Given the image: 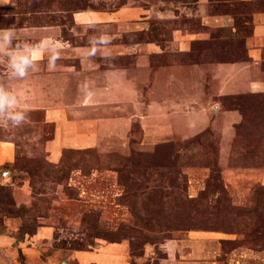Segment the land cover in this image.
Returning a JSON list of instances; mask_svg holds the SVG:
<instances>
[{
    "label": "rangeland",
    "instance_id": "1",
    "mask_svg": "<svg viewBox=\"0 0 264 264\" xmlns=\"http://www.w3.org/2000/svg\"><path fill=\"white\" fill-rule=\"evenodd\" d=\"M0 29V264H264V0H0Z\"/></svg>",
    "mask_w": 264,
    "mask_h": 264
},
{
    "label": "clouds",
    "instance_id": "2",
    "mask_svg": "<svg viewBox=\"0 0 264 264\" xmlns=\"http://www.w3.org/2000/svg\"><path fill=\"white\" fill-rule=\"evenodd\" d=\"M89 27H94V23L90 22ZM15 34L12 29H0V45L5 41L10 44ZM90 43L93 46L88 49L87 54L94 56L99 45H110L111 37L105 33L90 41ZM9 56L8 66L11 69L12 75L17 79L25 78L28 75L27 69L29 66L36 63L32 58L31 52L15 51L10 53ZM51 64L52 62L50 61V70H54ZM18 103L19 101L13 92L4 87H0V116H6L8 120L15 124L24 121L26 119V113L18 108Z\"/></svg>",
    "mask_w": 264,
    "mask_h": 264
},
{
    "label": "crops",
    "instance_id": "3",
    "mask_svg": "<svg viewBox=\"0 0 264 264\" xmlns=\"http://www.w3.org/2000/svg\"><path fill=\"white\" fill-rule=\"evenodd\" d=\"M15 147L11 142H0V167L8 162H12L15 158ZM205 237V235L203 236ZM205 240V238H204ZM196 253L202 252L204 253L203 257L200 259H195L194 264H210L209 260L211 258H207L205 254H208V248L205 245V243H202L200 247H198L196 250H194ZM210 251V250H209ZM249 254H253L251 257H255L259 259L260 261L264 260V247L262 249H259V251L250 249ZM194 253V254H196ZM198 255V254H196ZM199 257V255H198ZM211 264H218V262H211Z\"/></svg>",
    "mask_w": 264,
    "mask_h": 264
}]
</instances>
